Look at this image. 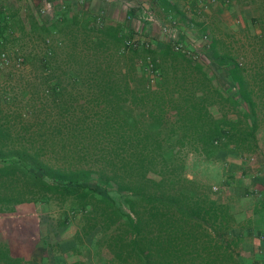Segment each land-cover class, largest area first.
Masks as SVG:
<instances>
[{"label":"rangeland","instance_id":"rangeland-1","mask_svg":"<svg viewBox=\"0 0 264 264\" xmlns=\"http://www.w3.org/2000/svg\"><path fill=\"white\" fill-rule=\"evenodd\" d=\"M195 2L52 0L44 9L46 0H6V11L0 12V52L7 53L10 64L0 69L1 150L25 147L65 168L87 167L102 151L112 155L104 147L110 144L118 149L127 135L153 136L160 128L151 125L158 124V135L163 137L173 120L172 100L183 104L191 93L200 95L202 86L210 84L201 70L210 77L220 75L206 55L211 44L243 68L253 59H264L258 27L244 18V0H216L221 5L216 11ZM256 3L264 13V0ZM148 12L156 21L148 19ZM170 19L178 23L179 39L205 55L202 63L172 49L162 29ZM124 37L147 39L149 45L127 49ZM18 58L21 66L15 64ZM147 58L153 72L143 67ZM207 90L212 97L208 108L220 117L231 104L212 94V84ZM238 109L229 111L234 114ZM257 138L256 151L246 155L245 162L242 156L239 163L231 155L208 157L192 141L178 145L187 177L231 204L235 230L252 207L253 197L231 194L229 188L239 187L244 193L264 186L256 176L264 172L262 126ZM80 219L70 201L56 197L0 211V251L22 263L39 264L49 245L74 235ZM63 223L67 229L58 237L56 230ZM101 246L100 240L97 247L82 243L61 255L69 264H122L96 252ZM234 248L244 250V239Z\"/></svg>","mask_w":264,"mask_h":264},{"label":"trees","instance_id":"trees-1","mask_svg":"<svg viewBox=\"0 0 264 264\" xmlns=\"http://www.w3.org/2000/svg\"><path fill=\"white\" fill-rule=\"evenodd\" d=\"M257 22L264 46V13ZM206 55L221 71L210 77L201 70L212 84V94L238 107L237 113L230 107L217 117L209 110V84L202 86L199 96H186L183 104L172 100L173 120L163 137L158 135L161 127L151 125L160 128L153 136L127 135L123 143L119 139L124 145L118 149L104 147L112 155L94 153L98 159L87 167L65 168L25 147L0 148V211L56 197L67 199L80 213L74 235L49 245L39 264H69L61 253L82 243L97 247L99 240L102 246L96 252L122 264H264V186L244 193L239 187L229 188L231 194L253 197L240 228L232 229L231 204L187 177L178 150L184 141H192L208 157L231 155L237 163L256 151L257 131L264 128V59H253L243 68L212 44ZM257 174L258 181H264V172ZM65 229L59 224L56 235ZM243 239L246 248L236 252L234 247ZM0 261L25 264L4 251Z\"/></svg>","mask_w":264,"mask_h":264},{"label":"built area","instance_id":"built-area-1","mask_svg":"<svg viewBox=\"0 0 264 264\" xmlns=\"http://www.w3.org/2000/svg\"><path fill=\"white\" fill-rule=\"evenodd\" d=\"M186 2H190L191 0H185ZM216 2V0H209L207 3L201 4V8L206 9L209 6V3ZM228 0H223V2H227ZM52 0H46L45 7L49 8L51 6ZM6 11V0H0V12H5ZM148 19L149 20H155L153 15L148 12ZM178 23L175 19H170L168 23H165L162 25L163 31L169 36L171 40V47L175 52L181 53L185 55L186 57L195 60V61H200L203 58H205V55L193 44H184L178 37L179 29H178ZM207 36L203 35L202 39H206ZM123 45L126 48H131V49H140V48H146L149 45V41L146 39H139L135 37H125L123 38ZM10 64V59L7 55L6 52H0V69H3L7 65ZM16 66H21L22 65V60L20 58L16 59ZM146 69H149L151 72H153V63L150 61L149 58L146 59ZM151 81H153L151 79Z\"/></svg>","mask_w":264,"mask_h":264},{"label":"crops","instance_id":"crops-1","mask_svg":"<svg viewBox=\"0 0 264 264\" xmlns=\"http://www.w3.org/2000/svg\"><path fill=\"white\" fill-rule=\"evenodd\" d=\"M209 0H196V4L198 7L201 6L202 2L207 3ZM257 1V0H256ZM256 1H248L244 0V18L246 19V22H252L254 23L258 28L256 33H260L259 25H258V18L260 16V6ZM210 8H214L213 10H219L221 5H219L217 2L209 3ZM201 8V7H200ZM207 9V8H206Z\"/></svg>","mask_w":264,"mask_h":264}]
</instances>
